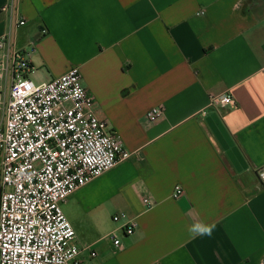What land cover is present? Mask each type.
<instances>
[{
  "label": "crops",
  "instance_id": "0c3cea01",
  "mask_svg": "<svg viewBox=\"0 0 264 264\" xmlns=\"http://www.w3.org/2000/svg\"><path fill=\"white\" fill-rule=\"evenodd\" d=\"M6 35L28 50L31 80L77 67L131 153L62 205L77 264H264V0H0ZM224 93L234 106L208 109ZM156 107L164 116L150 122ZM213 114L246 168L221 146ZM121 213L137 220L134 234L113 221ZM198 223L212 235L191 231Z\"/></svg>",
  "mask_w": 264,
  "mask_h": 264
},
{
  "label": "built area",
  "instance_id": "2783aa9c",
  "mask_svg": "<svg viewBox=\"0 0 264 264\" xmlns=\"http://www.w3.org/2000/svg\"><path fill=\"white\" fill-rule=\"evenodd\" d=\"M8 9L13 5L2 11ZM29 55L13 47L8 35L0 37V264H77L76 232L62 205L131 153L96 114L77 67L35 84ZM234 104L227 93L211 95L208 109ZM164 113L153 108L147 119L155 122ZM182 192L177 187L175 196ZM113 221H124L128 236L139 227L124 213ZM110 238L121 247L115 233Z\"/></svg>",
  "mask_w": 264,
  "mask_h": 264
},
{
  "label": "water",
  "instance_id": "95a60500",
  "mask_svg": "<svg viewBox=\"0 0 264 264\" xmlns=\"http://www.w3.org/2000/svg\"><path fill=\"white\" fill-rule=\"evenodd\" d=\"M207 121L210 127L212 128L215 136L217 137L218 141L220 142L221 146L226 151L228 157L235 165V167L238 170H241L242 168H246L247 165L246 162L244 161V158L242 157L241 153L235 146L233 139L222 125L219 117L216 114H213L210 117H208Z\"/></svg>",
  "mask_w": 264,
  "mask_h": 264
},
{
  "label": "clouds",
  "instance_id": "9594fccd",
  "mask_svg": "<svg viewBox=\"0 0 264 264\" xmlns=\"http://www.w3.org/2000/svg\"><path fill=\"white\" fill-rule=\"evenodd\" d=\"M215 228V225H204V224H196L195 227L193 229H191V231H193L195 234L198 235H207V236H211L213 229Z\"/></svg>",
  "mask_w": 264,
  "mask_h": 264
},
{
  "label": "rangeland",
  "instance_id": "374dc122",
  "mask_svg": "<svg viewBox=\"0 0 264 264\" xmlns=\"http://www.w3.org/2000/svg\"><path fill=\"white\" fill-rule=\"evenodd\" d=\"M33 80H34L33 82H34L35 84H41V83H44V82H40V81H38L36 78H35V79H33ZM109 221H111V222H112V220H110V219H109Z\"/></svg>",
  "mask_w": 264,
  "mask_h": 264
}]
</instances>
